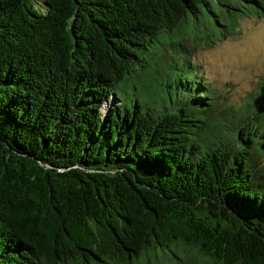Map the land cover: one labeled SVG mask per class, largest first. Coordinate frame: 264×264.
Listing matches in <instances>:
<instances>
[{"label":"trees","instance_id":"trees-1","mask_svg":"<svg viewBox=\"0 0 264 264\" xmlns=\"http://www.w3.org/2000/svg\"><path fill=\"white\" fill-rule=\"evenodd\" d=\"M263 15L0 0V264H264V83L232 108L191 51Z\"/></svg>","mask_w":264,"mask_h":264},{"label":"rangeland","instance_id":"rangeland-1","mask_svg":"<svg viewBox=\"0 0 264 264\" xmlns=\"http://www.w3.org/2000/svg\"><path fill=\"white\" fill-rule=\"evenodd\" d=\"M237 23L239 33L214 40L208 47L200 42L191 49L204 80L232 108L241 105L249 93L264 83V15L240 17ZM165 260V264L179 262Z\"/></svg>","mask_w":264,"mask_h":264}]
</instances>
